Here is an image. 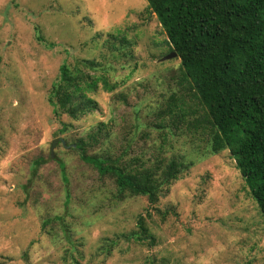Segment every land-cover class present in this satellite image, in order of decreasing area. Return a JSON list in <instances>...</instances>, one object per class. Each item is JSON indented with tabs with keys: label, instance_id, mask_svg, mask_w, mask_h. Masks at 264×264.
I'll list each match as a JSON object with an SVG mask.
<instances>
[{
	"label": "rangeland",
	"instance_id": "1",
	"mask_svg": "<svg viewBox=\"0 0 264 264\" xmlns=\"http://www.w3.org/2000/svg\"><path fill=\"white\" fill-rule=\"evenodd\" d=\"M151 12L146 0H0V264H264V215L230 152L211 153L196 127L204 108L179 84L180 60H161L171 46ZM84 59L119 87L92 94L97 108L81 119L58 120L48 96L60 66ZM174 99L188 124L160 115ZM107 121L128 159L184 163L155 210L143 196L117 199L59 145ZM147 211L153 246L136 238Z\"/></svg>",
	"mask_w": 264,
	"mask_h": 264
},
{
	"label": "trees",
	"instance_id": "2",
	"mask_svg": "<svg viewBox=\"0 0 264 264\" xmlns=\"http://www.w3.org/2000/svg\"><path fill=\"white\" fill-rule=\"evenodd\" d=\"M146 1L168 37L170 52L178 53L179 84L185 85L204 108L196 127L207 131L211 153L230 152L264 215V0ZM112 37L123 47L130 45L125 37ZM101 69L105 70L95 60L87 59L60 66L48 96L58 120L65 115L81 119L97 108L92 94L100 88L113 93L119 87L120 83L112 81L107 72L99 74ZM177 102L174 99L161 108L160 115L175 116L183 125L188 124L185 103L182 107ZM108 122L98 124L76 140L67 138L66 146L62 142L59 145L71 146L67 153L77 154L101 177L111 180L117 199L143 196L155 210L179 179L184 163L164 155L128 159L127 151L118 153L113 147ZM61 125L59 131L63 134L68 125ZM44 163L42 157L34 160V175ZM59 165L68 181L66 164ZM149 216V211L146 216L139 215L136 238L153 246L155 237L147 223ZM47 225L43 221L42 229Z\"/></svg>",
	"mask_w": 264,
	"mask_h": 264
},
{
	"label": "water",
	"instance_id": "3",
	"mask_svg": "<svg viewBox=\"0 0 264 264\" xmlns=\"http://www.w3.org/2000/svg\"><path fill=\"white\" fill-rule=\"evenodd\" d=\"M154 12H151V15L153 14ZM178 56V53L173 51L171 52L170 54H168L167 56L163 57L161 60H169V59H172V58H175ZM60 142H62L64 144V146H66V142L64 139H60ZM56 145V142H54L53 146H52V151H53V148L54 146ZM76 145H74L75 147ZM71 146H67V148H70Z\"/></svg>",
	"mask_w": 264,
	"mask_h": 264
}]
</instances>
